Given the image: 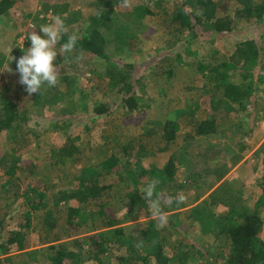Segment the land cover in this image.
<instances>
[{"label":"rangeland","instance_id":"1","mask_svg":"<svg viewBox=\"0 0 264 264\" xmlns=\"http://www.w3.org/2000/svg\"><path fill=\"white\" fill-rule=\"evenodd\" d=\"M13 1V7L5 15L0 16V107H18L20 111L22 110L23 119L17 120L16 127L28 135L36 134V141L28 150V157L34 159L31 173L18 170L16 174L19 180L14 179L11 184H3L8 176L4 173V165L0 164V216L5 212L9 216L16 214L22 200L14 199L12 191L18 186L16 193H21L24 189L22 183L27 177H35L36 183L48 185L50 192L48 196H50L57 189L69 185L80 175L82 169L95 165L102 166L101 163L111 155L123 159L121 161L123 162L122 149L138 158L141 167L147 169L153 166L160 168L169 158L173 156L177 158L176 155L188 160L184 153V150H187L185 152L190 154V158L194 152L198 166H195L189 175L193 183L189 182L187 176L185 177L182 169L176 170L175 183L182 185L177 190V194L185 195L186 200L179 208L165 211L166 226L158 228L157 221L150 214L140 213L136 209H128V205L125 206L123 195L131 181L129 176L127 181L124 180L126 173L123 172H121L122 178L115 183L108 196L117 216L118 225L126 227L125 233L130 234L145 231L148 222L152 221L149 233L157 232V236L163 239L175 253L186 248L192 250L193 257L188 258L187 261L177 260L175 254L170 264H222L220 251L227 245V241L225 235L218 232V226L214 225L225 217L229 207L235 203L247 201V205L252 206L257 200H261L262 204L258 208L263 222L260 239L264 241V202L261 197V186L264 182V128L261 123L264 121L262 114L264 110H260V105L254 107V111L249 107L240 109L237 106L226 110L222 104L211 107V101L214 103L218 99L220 91L210 85V81L206 78L208 70L203 69L202 72L200 69L201 62L212 65L226 61L236 43L244 38H255L260 41L263 36L264 39L262 22L260 23L255 17L235 18L231 33L213 41L206 38L195 42L187 51L178 50L179 44H174V40L181 42L188 37L184 32L185 29L178 25L177 21L172 20V15L176 13L175 7L178 3L184 4V10L190 8L189 3L185 2L186 0H129L130 8L143 4L157 13L146 19L151 27L149 33H146L149 37L139 39L137 48L129 51L122 46L115 50L114 46L110 45L108 51L111 57L125 61L155 59L150 66L157 74L149 77L140 98V101L147 106L141 113H131L132 119L138 120L137 126H134L128 124L131 119L125 116L127 111L119 107L108 120L104 117L85 119L86 113L91 112L95 105L102 101L101 96L92 95L95 93L94 81L98 82L97 78L105 81L103 73L100 75L98 72L91 73L88 70L89 62L85 55H80L82 59L78 60V70L71 68L73 61L67 64L66 62L57 64V58L55 61L59 78L72 76L74 80L73 88L76 91L73 98L76 109L72 112L73 116L67 117L68 119L61 111L66 107L67 100H70V97L68 99L65 95L68 87L63 81L59 79L55 87L59 93H64L65 99L61 98L58 101V107L57 103L43 104V99L46 97H42L41 94L46 93L49 87L45 86L39 93L31 95L26 91L22 92L20 77L13 71L6 58L8 48L24 47L27 51L31 47V41L27 39L29 34L36 31L43 37L39 26L51 24L56 16L64 20L68 28L67 36L76 32L79 37L90 32L91 22L103 10L104 2L99 0ZM158 1L161 3L159 4ZM260 1L253 0L254 3ZM215 2H217L218 16L232 17L238 5L236 0H215ZM120 18L123 20L124 16L121 15ZM118 46L120 44L116 45ZM7 65L11 72L6 69ZM168 69L172 71L170 78L165 72ZM95 70L100 71L98 68ZM214 75L218 78L216 73ZM232 80L239 81L234 77ZM213 93L215 96L210 97ZM112 94H106L108 96L104 100L112 101ZM148 99H151V102L147 103ZM85 106L88 111L83 110ZM205 118L216 119V126L221 130L206 137L195 135L196 123ZM70 119L74 126L66 125ZM166 121H171L175 127V140L169 144H165L163 136V126ZM82 124H86L88 128L84 130ZM69 133L72 135V141L79 147L80 153L75 162L61 164L51 156V150L55 145L54 142L65 138ZM9 143L8 134L0 132V160H3L2 157L9 159L7 154L11 146ZM228 166L230 168L226 170ZM223 171L224 175L218 179L217 176ZM111 174L106 179L114 175ZM197 195L199 196L196 197ZM212 200L216 202L210 204ZM50 201L51 199L48 205ZM204 201L215 214L211 218V212L206 211L204 219L200 221L206 226L210 225L206 231L198 228L192 213V208ZM45 209L33 212L31 226L24 229L26 249L9 255L10 262L53 264L47 259L46 248L49 245H56L57 249L50 254L72 251L79 255L80 264H96L88 253L87 237L104 229L97 215L93 217L87 215L83 227L72 230L67 228L66 214L62 212L55 214L54 227L47 228L42 222ZM3 237L6 238L4 232ZM140 240L135 241L136 245ZM150 241L153 242L154 239ZM174 241H179L180 245L175 244ZM192 243L195 245L193 248ZM140 247L141 245L137 246L135 254L141 253L143 248ZM32 251L34 253L31 255L26 254ZM129 257L126 248L116 244L109 246V264H143L140 260ZM62 264L74 263L71 258H65Z\"/></svg>","mask_w":264,"mask_h":264},{"label":"trees","instance_id":"2","mask_svg":"<svg viewBox=\"0 0 264 264\" xmlns=\"http://www.w3.org/2000/svg\"><path fill=\"white\" fill-rule=\"evenodd\" d=\"M99 1L104 2V8L97 15L98 17L92 20L91 31L78 37L76 49L73 52L67 55L59 54L57 64H64L65 62L67 64L69 61H73L71 68L78 70L79 62L76 57L77 55H85L89 62L88 70L91 73L98 72L100 75L103 73L105 76V81L97 78L98 82L94 81L93 83V92L95 93L92 95L101 96L102 101L96 104L91 112L86 113L85 119L104 117L108 120L109 116L119 107L121 110L127 111L125 116L127 119H131L128 124L137 126L138 120H133L131 113H141L143 108L147 106L146 103L140 101V98L148 84L149 77H154L157 74L150 66L155 59L125 61V59L120 60L111 57L108 51L110 45L114 46L115 50L122 48V46H125L129 51L137 48L140 43L139 39L149 37L146 33H149L151 27L146 19L157 13L153 12L148 5L141 4L130 8L124 6L123 0ZM236 1L238 5L234 9L232 17L218 16L215 0H186L185 2L190 5V8L186 10L183 8L184 4L178 3L172 20L177 21L178 25L185 29L184 32L188 37L181 42L174 40V44H179L177 45L178 50L187 51L189 46L195 42L206 38L213 41L231 33L235 18L255 17L264 25V0L255 3L253 0ZM158 3L161 2L158 1ZM13 4V0H0V16L5 15L13 7ZM121 15L124 16L123 20L120 18ZM67 38L68 36L64 35L60 43L66 42ZM262 38L263 36H261L260 41L255 38H244L237 42L226 61L212 65L206 62L200 63L202 72L203 69L208 70L206 78L210 81V85L220 91L218 99L214 103L211 101V107L214 108L218 104H222L226 110L237 106L240 109L249 107L254 111V107L260 105V110H264V39ZM117 44L120 46L116 47ZM24 52H26V48L14 47L10 54L15 59L10 62L9 54L6 57L18 76L16 60L24 55ZM96 68L100 71H96ZM165 72L169 78L172 76L171 69ZM215 73L218 78L214 75ZM232 77L238 78L239 81H233ZM59 79L68 87L65 90V95L68 96V99L70 97V100L66 102V107H63L61 111L66 118L71 117L73 116L72 112L76 109L73 98L76 91L73 88L74 80L72 76H64ZM20 89L24 92L25 86L21 84ZM46 91V93L41 94L42 97H46L43 99V104L57 103L58 107V101L61 98L65 99L64 93H59L56 87H49ZM111 93H113L111 96L113 100L105 101L104 98L108 96L106 94L110 95ZM214 96L213 93L210 97ZM149 102L151 99L147 100V103ZM86 107L83 110L88 111ZM22 113L23 111H20L18 107H0V132L8 134L11 145L10 151L7 153L9 159L6 160L2 157L3 160H0V164L5 167L4 173L8 176L3 184L7 185L11 184L14 179L19 180V176L16 174L18 170H26L31 173L34 166V159L31 156L28 157V150L36 141V134L28 135L16 127L17 120L23 119ZM129 113L130 115H128ZM262 114L264 116V111ZM107 122L109 124V121ZM66 125L74 126L71 119ZM81 126L84 127V130L88 128L86 124ZM218 130L221 129L216 126V119L206 118L196 123L195 135L209 136ZM163 136L165 144L175 140V127L171 121H166L164 124ZM54 144L51 156L55 160L61 164L76 161L80 149L72 141L70 133ZM122 150L123 162H121L123 159H117L111 155L101 163L102 166L95 165L82 169L78 177H75L69 185L54 191L53 195L48 196L50 194L48 185L36 183L35 177H27L23 181L24 189L21 193H16L18 186L13 191L11 189L13 198L22 201L19 203L16 214L9 216L5 212L3 216H0V264H12L9 255L26 249L24 229L31 226L33 212L45 208V212L42 214V222L47 228L54 227L55 214L62 212L66 214L67 228L72 230H79L83 227L87 215L90 217L97 215L104 229L87 237L89 241L88 253L96 264H109V246L113 244L126 248L130 259L140 260L143 264H170L172 256L175 254L177 260L180 261H187L188 258L193 257L191 249L186 248L175 253L163 239L157 236V232L150 231L149 233L152 221L148 222V228L145 231L130 234L125 233L126 227L118 225L117 216L112 209V202L108 196L115 183L122 178L121 172L126 173L125 181L128 180V176L131 181V184L125 188L124 204L125 206L128 205V209H136L140 213L150 214L148 202L141 189L151 180H159L157 190L163 196L175 197L178 195L177 190L182 187L181 183L176 184L174 180L178 163L181 162L179 155H176L177 158L174 156L169 158L160 168L153 166L147 169L141 167L138 158L125 149ZM229 168L230 166L226 170ZM112 171L114 175L111 174ZM109 174L112 177L106 179ZM222 175H224V171L217 178L221 179ZM261 187V197L264 202V182ZM215 202L216 200H212L210 204ZM260 204H262L261 200H257L252 206L247 205V201L235 203L229 207L225 217L219 219L214 225L218 226V232L224 234L227 241V245L220 251L222 264H264V241L260 239L263 222L258 211ZM179 207L180 204L173 203L170 207L166 206L164 211ZM206 211L211 212V218L215 216L205 201L192 208V213L196 219L195 224L204 231L210 227V225L206 226L200 222L204 219ZM3 232L6 234V238L3 237ZM140 239L143 240V243L140 244V248L143 249L141 253L135 254L137 250L135 241ZM153 239L154 241L151 242L150 240ZM174 243L179 244L180 242L174 241ZM194 246L192 243V248ZM55 249H57L56 245H49L46 248L48 251L47 259L51 263L62 264L65 258H71L74 264H80L81 260L77 253L58 251L55 254H50ZM32 253L34 251L26 254L31 255Z\"/></svg>","mask_w":264,"mask_h":264},{"label":"clouds","instance_id":"3","mask_svg":"<svg viewBox=\"0 0 264 264\" xmlns=\"http://www.w3.org/2000/svg\"><path fill=\"white\" fill-rule=\"evenodd\" d=\"M124 6L128 7L129 0H123ZM39 31L43 33V37L38 35L36 31H32L27 39L31 41V47L24 52L18 60H16V70L19 73V83L25 86V91L31 95L39 93L45 86L55 87L59 83V71L55 63L59 54L65 55L76 49L78 35L76 32L68 35L67 41L60 43L62 37L68 34V28L64 20L60 16L53 18L51 24H42ZM12 48H8V59L13 61L11 53ZM77 60L82 56L77 55ZM9 65V64H8ZM7 65L6 69L11 72ZM159 180H151L145 185L141 191L147 200L150 215L157 221L158 228H164L167 223V216L164 208L170 207L173 203L179 205L185 202L186 197L183 194L177 196H163L158 190ZM143 243L140 240L138 247Z\"/></svg>","mask_w":264,"mask_h":264},{"label":"crops","instance_id":"4","mask_svg":"<svg viewBox=\"0 0 264 264\" xmlns=\"http://www.w3.org/2000/svg\"><path fill=\"white\" fill-rule=\"evenodd\" d=\"M206 119V118H205ZM200 120H203V119H200ZM200 120H198V122L200 121ZM195 132V131H194ZM195 137H197V136H195ZM199 137H206V136H202V135H200ZM185 151H187V150H184V153L187 155L186 156V159H188V160H185L184 158H183V156H181L180 157V159H181V162L180 163H178L179 165H178V168H177V170H179V168L180 169H182L183 171H184V175H185V177L187 176L188 178H189V182H191V183H193V181H190L191 179H190V176L189 175H191L190 174V172H191V170H192V172H193V168H195V166H198V162H197V160L198 159H196L194 156H196V155H193V153H192V155H191V158H190V154H187ZM183 158V159H182ZM188 162V163H187ZM162 167V166H161Z\"/></svg>","mask_w":264,"mask_h":264},{"label":"built area","instance_id":"5","mask_svg":"<svg viewBox=\"0 0 264 264\" xmlns=\"http://www.w3.org/2000/svg\"><path fill=\"white\" fill-rule=\"evenodd\" d=\"M261 126L264 128V121L261 123Z\"/></svg>","mask_w":264,"mask_h":264}]
</instances>
